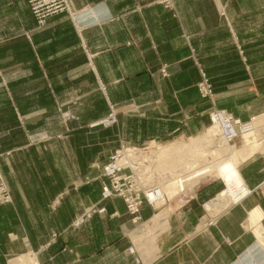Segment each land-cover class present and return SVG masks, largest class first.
<instances>
[{
  "label": "crops",
  "instance_id": "1",
  "mask_svg": "<svg viewBox=\"0 0 264 264\" xmlns=\"http://www.w3.org/2000/svg\"><path fill=\"white\" fill-rule=\"evenodd\" d=\"M170 1L70 0V17L57 13L36 28L26 0H0V170L12 196L0 205V264H264L263 149L237 166L252 192L214 222L202 225V203L223 181L188 176L192 197L174 196L176 189L166 220L138 243L120 198L101 200L98 180L72 184L95 177L89 164L114 148L97 153V142L165 144L201 134L211 103L196 88L199 68L217 108L241 120L264 113V0ZM108 103L118 111L115 130L88 126L74 137L86 145L26 144L22 128L37 129L41 142L62 127L49 122L54 112L71 111V125L87 127L108 114ZM180 166L171 170L186 176ZM95 203L105 211L71 228ZM155 211L143 204L141 221ZM130 238L139 263L126 253Z\"/></svg>",
  "mask_w": 264,
  "mask_h": 264
},
{
  "label": "built area",
  "instance_id": "2",
  "mask_svg": "<svg viewBox=\"0 0 264 264\" xmlns=\"http://www.w3.org/2000/svg\"><path fill=\"white\" fill-rule=\"evenodd\" d=\"M32 16L35 18L38 27H43L46 24L48 17L66 12L71 14L70 0H26ZM159 3L165 6H170V0H158ZM198 90L202 97H206L213 101V91L208 83V80L203 72H201V81L198 83ZM257 116H252L248 120H241L233 116L231 113L213 107L208 114L209 125L217 128V135L220 137L224 145H232L238 138L243 137L253 131ZM150 146H129L120 145L118 149L112 152L107 161L103 164L101 171L103 181L100 185L101 200L112 197L120 198L125 206L126 213L135 228L141 226L140 210L143 204H147L152 209L155 208L157 201H163L165 204L168 197L160 192V180L155 179L154 172L156 164V155L149 154ZM138 169V170H137ZM183 186H180L175 195L192 197L194 185H190L187 176L182 175ZM190 177V175H188ZM190 185V186H188ZM252 189L246 190L240 199L233 202V205L240 202L244 197L249 195ZM235 193V192H234ZM233 193V194H234ZM217 196L202 203L204 210L203 224L209 219H213L215 215H211L210 211L222 209L216 206H221L223 203L216 199ZM12 200L11 194L2 179L0 172V205L10 203ZM105 211L104 206L98 204L91 205L86 208L80 215H76L72 221L73 227H79L93 213H101ZM218 212V213H219ZM207 217V218H206ZM215 219L208 222H214ZM227 244H231L228 241ZM127 254L134 255L133 259L136 263L141 262L136 253L135 244H131L126 249Z\"/></svg>",
  "mask_w": 264,
  "mask_h": 264
},
{
  "label": "rangeland",
  "instance_id": "3",
  "mask_svg": "<svg viewBox=\"0 0 264 264\" xmlns=\"http://www.w3.org/2000/svg\"><path fill=\"white\" fill-rule=\"evenodd\" d=\"M157 2H158V0H157ZM164 5V4H163ZM63 13H66V12H63ZM69 17H70V15L68 14V13H66ZM219 14L221 15V16H224V11L223 10H220L219 11ZM34 18V17H33ZM34 20H35V18H34ZM36 22V21H35ZM36 28H41V27H38L37 26V24H36ZM158 72H159V74L162 76V77H167L168 75H169V73H168V71H167V69H166V65H162L160 68H159V70H158ZM198 72H199V80L196 82V88H197V90H198V83L201 81V72H203L204 74H205V76H206V73L202 70V69H198ZM206 78H207V76H206ZM207 80H208V83L210 84V86H211V88H212V91H213V87H212V84H211V82L209 81V79L207 78ZM100 88H101V90H103V85L101 84V86H100ZM198 93H199V90H198ZM213 93H214V91H213ZM199 95H200V93H199ZM201 96V95H200ZM202 97V96H201ZM203 98H206V97H203ZM207 100H209L208 98H206ZM213 101L214 102H212L211 100H209V102L211 103V107H210V109L208 110V114H209V111L213 108V107H215V108H217L216 106H215V93L213 94ZM108 108H109V110H108V114L105 116V117H103V118H101V119H99V120H97V122H91V123H89V124H87V127H83V126H77V125H75V126H73V125H71V123L72 122H76L77 120H78V116L77 115H75L73 112H71V111H67V110H64V111H57V112H54V114H52L51 116H49V122L50 121H55V120H57L58 122H60V124L62 125V127H59L58 129H60V131L59 132H57V133H52L51 132V130H48V133H47V135H46V138L44 139V137L42 138V141L41 142H39L40 140H39V138H40V135H41V133L37 130V129H35V128H32V132H28L26 129H24V128H22V130L24 131V133L26 134V136H27V138L29 139V141H31V142H29L28 140H27V142H26V144L27 145H32V146H36V145H41V146H43L44 144H45V141L46 142H49L48 144H47V148H48V150H51L52 149V146H54L55 145V142H54V140H61V142H63L62 143V146H63V148H64V150H68L69 148H71V147H73V146H77V145H86V143H81V141L80 142H78L77 141V139H75L74 137L75 136H77L78 135V133H83V131H85L87 128H88V126H89V129H92L94 126H97V128H101V129H110V128H114V127H116L117 126V114H118V111L115 109V106H113L112 104H110V103H108ZM226 111V110H225ZM234 116V115H233ZM259 117H262V121H260V122H258L255 126H256V128H255V136H256V134H257V146H259L260 148L259 149H263V147H264V113H262V114H259L258 115ZM236 117V116H235ZM21 119V118H20ZM20 123H22V122H20ZM263 123V124H262ZM259 125V126H258ZM208 127H210V125H209V118H208V126H207V128L202 132L203 134L205 133V131L208 129ZM55 129V128H54ZM53 129V130H54ZM100 129V130H101ZM114 130H115V128H114ZM215 131V130H214ZM252 131V134L254 133ZM257 131V132H256ZM202 133L201 134H199V135H197V136H192V137H190V138H187V139H183V138H179V139H176V140H174V141H171V142H168V143H165V144H162V143H160V144H154V143H150V144H146L145 146H150L149 147V152L151 151V150H153L156 146H161V145H170V144H173V143H175V142H178V141H180V142H189V140L190 139H192V138H194V137H198V136H201L202 135ZM251 134V135H252ZM43 136V135H42ZM213 139L214 140H216L217 139V136H216V131H215V133L213 134ZM240 141V142H238V141ZM230 147H232V148H239V146L242 144H244V136L243 137H241V138H238ZM259 141V142H258ZM58 142H60V141H58ZM261 142V143H260ZM57 143V142H56ZM129 145V146H140L139 144H126V143H124V142H117V143H111V142H107V141H105V142H97V144H96V149H97V153L98 152H102V151H104V152H106L107 150H109V147H113L114 146V148L112 149V152H114L116 149H118L119 147H120V145ZM214 145V144H213ZM223 145V144H222ZM241 145V146H242ZM144 146V145H143ZM240 146V147H241ZM208 147H211V145L209 146L208 145ZM208 147H205L204 146V148H208ZM200 146L199 147H197V149H193L194 151H190V150H188V152L187 151H185L184 153H182L181 151L180 152H177V153H175L176 154V157H175V160L177 159L178 161H176V163L174 162L175 160H173L174 158H173V155H171L170 157H171V159H169V160H167V161H165L164 160V158L162 159V157H161V159H162V161H161V159H160V162H158L157 164H159L160 163V166L158 167L159 169H155L154 170V172H156V174H155V179H157V180H160L161 181V183H163L164 184V182H166L165 180L167 179V178H169V175H168V172L169 173H171V172H173V171H168V169L166 170L165 169V165L167 164L168 165V163H169V165L172 167V166H174V165H177V164H179V162L181 163V161H182V163L183 162H187V161H189L190 163L189 164H187L188 166L190 165V164H193V167H192V165H190L189 167L186 165H182L183 166V172L185 171V173L187 172V171H189V172H187V175L190 173V174H193L192 172L194 171V167H198V165H196V164H200V165H205L206 164V162L208 161V160H210L208 157H206V156H203V155H201L200 154ZM158 149H160V148H158ZM158 149H157V151H158ZM36 150V149H35ZM264 150V149H263ZM111 152V153H112ZM154 152H156L155 150H154ZM110 153V154H111ZM109 154V155H110ZM162 156H163V154H162ZM184 156H186V157H184ZM109 157V156H108ZM196 157V158H195ZM108 159V158H107ZM191 159V160H190ZM104 160H101V159H96L95 161H93V162H91L90 164H89V167L90 168H93V169H95V170H97V171H99L98 172V174L95 176V177H91V176H85V177H83V178H81L80 180H78V181H74L72 184H73V186L74 187H77L78 185H80V184H83V183H90V182H92V181H96V180H98L99 182H100V185H101V183H102V181H103V177H102V171H101V168H102V166H103V164L107 161H105V162H103ZM167 162V163H166ZM192 162V163H191ZM163 165V166H162ZM158 166V165H157ZM162 166V167H161ZM181 167V166H180ZM185 167H188L187 169L185 168ZM193 168V169H192ZM174 169V167L172 168V170ZM191 169V170H190ZM193 170V171H192ZM0 172H1V170H0ZM167 172V173H166ZM158 174V176H156ZM176 174V173H175ZM174 173H173V175H175ZM179 174V173H178ZM177 175V174H176ZM1 176H2V179H3V181L5 182V179H4V177H3V174H2V172H1ZM167 176V177H166ZM198 176H201V175H198ZM165 177V178H164ZM190 177H194V179H197V180H199V179H203V178H206V179H217V178H220V177H218V174L217 173H211V174H208V175H205V176H202V178H197V176H193V175H190ZM220 180H222V179H220ZM193 182V181H192ZM194 182H195V180H194ZM5 184H6V182H5ZM166 184V183H165ZM164 184V185H165ZM6 186H7V184H6ZM7 188H8V186H7ZM161 188V187H160ZM224 188V187H223ZM222 188V189H223ZM221 189V190H222ZM9 190V189H8ZM221 190L219 191V192H221ZM10 192V191H9ZM218 192V193H219ZM164 193V192H163ZM217 193V194H218ZM217 194L215 195V196H217ZM12 197V196H11ZM173 196H171V198H172ZM240 197H238V199H239ZM170 199V198H169ZM237 199V200H238ZM95 204H97V203H95ZM94 205V204H93ZM91 206V205H90ZM90 206H87V207H85L79 214H77V215H80V214H82L83 212H84V210L86 209V208H88V207H90ZM99 206H102V205H99ZM167 207H169L168 205H164V204H162V205H159V206H157V207H155L156 208V211L154 212V214L155 213H157L160 209H165V208H167ZM218 208H221L220 206H217ZM170 208V207H169ZM171 209V208H170ZM218 210L217 209H213V210H211L210 211V213H211V215H215V217H216V215H218ZM170 213V212H169ZM153 214V215H154ZM152 215V216H153ZM169 215V214H168ZM151 216V217H152ZM150 217V218H151ZM214 217V218H215ZM75 218V217H74ZM73 218V219H74ZM150 218L148 219V220H146V221H144L142 224H141V226H139V227H136L134 230H132L131 232H130V236H131V238L135 241V242H139V238H137V237H134V235L136 234H138L139 233V230H141V229H144V224L146 223V222H148V221H150ZM157 218V217H156ZM213 218V219H214ZM212 219V220H213ZM73 221V220H72ZM72 221H71V223H70V227L71 228H76V227H73L72 226ZM82 225V224H81ZM202 225H203V223H202ZM155 228V227H154ZM54 236H55V234H52V238H54ZM129 239L130 240V243L132 242L133 244H135V242L132 240V239ZM149 240V242H151L152 240H150V239H148ZM147 241V240H146ZM143 242V241H142Z\"/></svg>",
  "mask_w": 264,
  "mask_h": 264
},
{
  "label": "bare ground",
  "instance_id": "4",
  "mask_svg": "<svg viewBox=\"0 0 264 264\" xmlns=\"http://www.w3.org/2000/svg\"><path fill=\"white\" fill-rule=\"evenodd\" d=\"M260 121H262V117L257 116L256 120H255V125ZM214 130L216 131V136H217L216 140L213 139V134L215 133ZM254 131H255V129H254ZM251 134H252V131L249 132L248 134L244 135V144L241 147L232 148V147H230V145H224V143H222L220 137L217 135V128L214 126H210V127H208V129L205 131L204 134L202 133L201 136L194 137V138L190 139L189 142H175V143L170 144V145L156 146L153 150H151L149 152V154L156 155L155 168L159 169L158 167L160 166V163L159 164H157V163L160 162L161 157H162V159L164 158V160L167 161V160L171 159L170 156L173 155V158H174L173 160H175V157H176L175 153L180 152V151L182 153H184L185 151L188 152V150H190V149H191L190 151H194L193 149H197V147L200 146L201 147L200 151H199L200 154L208 157L210 160H208L205 165L196 164V165H198V167L197 168L194 167L195 168L194 171L192 170L193 174L189 173L188 175L205 176V175H208L211 173H217L218 177H220L222 179V181L225 185L224 190L221 191L218 194V196L216 197L217 200L221 199L223 204L220 207L223 210L230 202L236 201L238 199V197L243 196L247 190V188L243 182V179H241V176L237 170V166L250 153H252L254 150L260 148L259 146H257L258 145L257 139H256L258 137L257 134H256V136H255V132L252 135ZM208 145L209 146L211 145V147H208ZM204 146L208 147V148L206 149V148H204ZM158 148H160V149H158ZM157 149H158V151H157ZM263 149H264V147H263ZM154 150L156 152H154ZM162 154H163V156H162ZM184 157H186V156H184ZM162 159H161V161H162ZM176 161H178V160L176 159L174 162L176 163ZM185 162H183V163H182V161H181V163L179 162V166L183 165ZM189 163L190 162L187 161L184 165L186 166ZM190 165H192V167H193V164H190ZM173 167L174 166L171 167L169 165V163H168V165L167 164L165 165V169L167 168L168 171H170ZM188 167H185V168L187 169ZM181 170H182V167H181ZM185 171L183 173H185ZM187 172H189V171H187ZM173 173H174V171L171 173L168 172V175L169 174L170 175H169V178H167L165 180L166 182H164V184L165 183L166 184L164 185L162 183V185H160L161 188L159 187L160 192L161 193L164 192L163 194L168 196V199L171 198V195L175 192L176 189H178L180 186H183L181 183L182 178H183L181 172H180V174L177 173V175L175 173H174L175 175H173ZM188 175H186V176L188 177ZM156 176H158V174ZM177 182H178V184H177ZM162 202L163 201H161V200L157 201L155 204V207L162 205L161 204ZM170 211H171V209L169 207H167L165 209H160L157 213H155L150 218V221H148L144 224V229L139 230V233L137 235L135 234L134 237L140 238L141 236L150 233L152 231V228L156 224H159L160 222H164L166 220ZM254 213H255V211H253L251 213V215H252L251 218H254L255 214H258V213H255V214ZM259 232H260L259 227H257V234H259Z\"/></svg>",
  "mask_w": 264,
  "mask_h": 264
}]
</instances>
